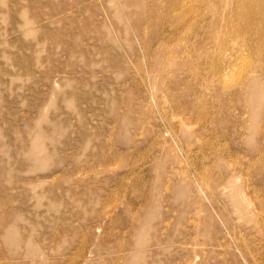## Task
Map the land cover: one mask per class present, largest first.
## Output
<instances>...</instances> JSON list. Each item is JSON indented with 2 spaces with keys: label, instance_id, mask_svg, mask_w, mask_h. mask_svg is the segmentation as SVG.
I'll return each mask as SVG.
<instances>
[{
  "label": "rangeland",
  "instance_id": "1",
  "mask_svg": "<svg viewBox=\"0 0 264 264\" xmlns=\"http://www.w3.org/2000/svg\"><path fill=\"white\" fill-rule=\"evenodd\" d=\"M0 264H264V0H0Z\"/></svg>",
  "mask_w": 264,
  "mask_h": 264
}]
</instances>
